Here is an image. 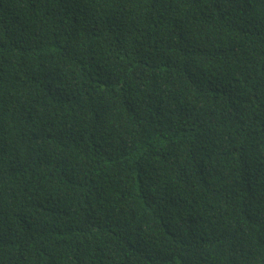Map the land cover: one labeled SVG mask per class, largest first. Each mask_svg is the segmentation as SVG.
I'll use <instances>...</instances> for the list:
<instances>
[{
    "label": "trees",
    "instance_id": "trees-1",
    "mask_svg": "<svg viewBox=\"0 0 264 264\" xmlns=\"http://www.w3.org/2000/svg\"><path fill=\"white\" fill-rule=\"evenodd\" d=\"M0 264H264V0H0Z\"/></svg>",
    "mask_w": 264,
    "mask_h": 264
}]
</instances>
